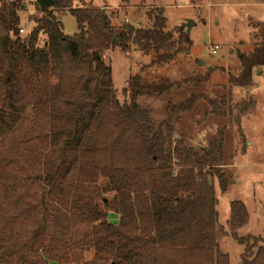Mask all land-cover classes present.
Returning a JSON list of instances; mask_svg holds the SVG:
<instances>
[{
  "label": "trees",
  "instance_id": "1",
  "mask_svg": "<svg viewBox=\"0 0 264 264\" xmlns=\"http://www.w3.org/2000/svg\"><path fill=\"white\" fill-rule=\"evenodd\" d=\"M74 1L38 6L41 17L22 36L25 0H0V264H230L218 244L225 232L214 189L217 181L222 194L228 190L222 149L189 147L174 127L199 100L224 112L191 95L155 124L137 99L181 83L137 74L128 81L130 102L120 104L105 62L107 52L132 44L151 57L145 69L166 66L189 54L187 34L167 31L163 8L145 11L147 27L116 30L105 9ZM64 12L76 19L74 36L64 33ZM255 28L257 43L230 77L241 89L264 68V24ZM247 220L245 205L232 202L240 264H264V239L237 234Z\"/></svg>",
  "mask_w": 264,
  "mask_h": 264
},
{
  "label": "rangeland",
  "instance_id": "2",
  "mask_svg": "<svg viewBox=\"0 0 264 264\" xmlns=\"http://www.w3.org/2000/svg\"><path fill=\"white\" fill-rule=\"evenodd\" d=\"M88 5L105 9L116 30L125 24L147 27L150 24L145 11L154 8L164 9L167 31L176 39L181 33L186 34V29H181L185 21L195 23L188 36L189 54L179 56L171 64L145 69L151 57L140 53L132 44L110 50L105 54V62L112 67L120 104L130 102L128 81L137 74L150 81L166 79L181 83L179 88L162 96L137 99L136 103L150 112L155 124L168 118L170 105L185 102L191 95L216 101L224 112L221 115L205 100H199L192 111L174 119L175 139L184 136L187 145L197 150L209 151L214 143L222 149L219 169L227 178L228 190L222 194L215 181L218 224L225 232L218 244L228 255L230 264H240L244 247L231 238L229 230L232 202H242L248 212L247 223L237 232L238 236L264 239V68L253 71L252 84L247 89L230 83V77L239 76L241 56L257 43L255 26L264 24V0H129L127 4L121 0H75L73 7ZM19 14L21 35L26 36L34 27L32 19L41 17L35 0H25ZM60 19L65 35L78 33L72 15L64 12ZM188 78L203 81L182 84ZM249 102L252 105L245 112L236 109ZM108 219L118 223L113 213Z\"/></svg>",
  "mask_w": 264,
  "mask_h": 264
},
{
  "label": "water",
  "instance_id": "3",
  "mask_svg": "<svg viewBox=\"0 0 264 264\" xmlns=\"http://www.w3.org/2000/svg\"><path fill=\"white\" fill-rule=\"evenodd\" d=\"M35 2L41 9H45V8H53L55 0H35ZM110 17H111V15H110ZM194 26H195V23L192 20H188L182 24L181 28L186 29V34L188 37L191 29Z\"/></svg>",
  "mask_w": 264,
  "mask_h": 264
},
{
  "label": "built area",
  "instance_id": "4",
  "mask_svg": "<svg viewBox=\"0 0 264 264\" xmlns=\"http://www.w3.org/2000/svg\"><path fill=\"white\" fill-rule=\"evenodd\" d=\"M21 32H23V31H21ZM217 49V47L215 48V50ZM215 50L213 51V53H215Z\"/></svg>",
  "mask_w": 264,
  "mask_h": 264
}]
</instances>
